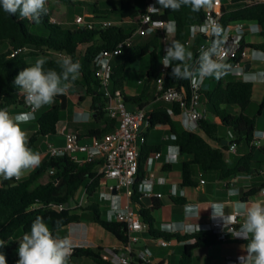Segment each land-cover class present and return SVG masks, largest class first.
<instances>
[{"label":"trees","instance_id":"obj_1","mask_svg":"<svg viewBox=\"0 0 264 264\" xmlns=\"http://www.w3.org/2000/svg\"><path fill=\"white\" fill-rule=\"evenodd\" d=\"M73 4L70 0H60ZM120 5L112 10H100L97 7L93 11L95 20H107L110 16L121 22L109 28H97L89 30L76 27L73 30L64 29L61 24L52 23V12L49 8L43 22L35 24L29 20L19 18V14L9 15L0 8V45L8 44L6 51H0V108H18L25 105L24 96L14 87L13 81L19 71L35 63L38 58L46 60L45 69L54 68L60 71V61L50 58L46 53L43 55L29 54L27 52L12 56L15 50L28 47H39L46 51L59 52L65 56H71L73 61L79 60L82 67L79 78L73 83L78 85L81 80L86 85L87 95L92 97L93 109L96 114L95 120L100 121L107 117L105 111V100L99 92V81L97 77L96 61L105 51H111L117 45L132 36L131 28L124 24V21L135 20L145 10H139L133 0H119ZM233 9L222 7L223 16L221 25L226 28L233 22H255L258 23L261 31L262 41L250 43L248 47L264 51V2H252L248 0H231ZM81 4V3H80ZM155 19L175 23L173 40H178L185 45L187 31L191 26L202 24L205 17V10L192 12L189 7H182L179 11L172 12L168 9H161L160 13L154 14ZM172 40V41H173ZM186 48V46H185ZM160 37L155 35L146 45L135 46L124 63L114 67L113 87L124 93L125 72L134 62L149 56L150 68L146 73V80L143 83L142 92L138 96L128 97L125 93L127 103L144 109L151 99H155V87L153 82L158 74L160 64ZM240 60L236 55L227 63L235 65ZM226 77V76H225ZM223 79V78H222ZM166 87H176L188 91L190 82L188 80H174L171 76V68H168L166 75ZM254 84L245 83L242 79L221 82L214 89H204L207 105L211 108L216 118L215 122L206 119L201 120L202 132L213 142H218L221 147H215L210 141L203 137L199 131L192 132L180 129L175 121L180 117L181 110L178 105L171 107L158 106L146 111L148 123L146 133L150 130L167 126L170 135L174 139L181 155H187L189 160L182 165V187L198 186L193 178V167L199 166L204 172H218L221 181L235 178L239 174L249 173L251 164L257 152L264 154V145L257 148L252 145L254 130L257 128V117L246 114L251 105ZM237 107L240 112L233 114L227 107ZM67 108V97L60 95L55 98L53 105L38 118V131L29 140V147L34 149L40 137L53 136L57 132L62 111ZM264 109V97L260 104L259 115ZM115 122L106 119L102 130H91L89 138L103 136L110 131ZM219 126L232 132V144L236 146L246 145L249 148L247 155L235 166L232 167L225 157L228 145L223 144L219 137ZM147 134H144L147 139ZM160 146H146L141 148L140 171L136 185V193L133 200L141 205L139 211L144 223L148 226L151 235L170 241L176 239L184 242V250L180 264H192L195 250L207 245L208 234H193L188 236L171 235L161 233L154 229L155 220L149 210L139 201L138 184L146 177L144 164L151 152L160 151ZM98 163H86L83 165L72 162L68 157H50L43 161L38 170L32 173L27 179L19 181H5L0 185V240H10L18 231L23 233L30 230L31 222L37 216H43L50 229L55 235L56 222L62 221L60 229L72 223H79L83 219L84 212H91L93 220L104 229L115 235L123 244H127V230L123 223L116 220H109L103 216V211L98 203L90 200L103 187V177L98 174ZM170 166V165H169ZM167 166H164L166 168ZM53 171V174L50 172ZM84 190L89 201L87 204H79L76 200L78 194ZM257 193L254 189L247 194L248 198ZM171 200L177 205L185 204V199L172 197ZM68 203H75L77 206L67 208ZM63 206V209H59ZM158 205L154 204L152 209ZM79 211V212H77ZM59 229V230H60ZM194 240V243L189 241ZM72 258H88L95 264H113L109 256H106L102 247L87 248L74 247ZM18 255L10 257L8 264H16Z\"/></svg>","mask_w":264,"mask_h":264},{"label":"crops","instance_id":"obj_2","mask_svg":"<svg viewBox=\"0 0 264 264\" xmlns=\"http://www.w3.org/2000/svg\"><path fill=\"white\" fill-rule=\"evenodd\" d=\"M74 3H83L88 0H71ZM95 1V0H94ZM134 2V0H133ZM150 2H154L156 6L160 7L156 0H145L146 8ZM231 3V1L227 2H221L224 4V7L228 3ZM94 4H97V1H95ZM136 5V3L134 2ZM137 7V5H136ZM99 9V7H97ZM118 8V7H116ZM113 8V9H116ZM138 8V7H137ZM162 9V8H161ZM100 10H112V9H100ZM52 12L53 17H57L56 13L54 11ZM77 16H83L82 14H77ZM75 17V18H76ZM88 20H95L94 17H86ZM112 21H117V19H113ZM61 24V23H60ZM63 24V23H62ZM127 27L131 28L132 36L131 37H137V36H144L145 34L136 35L134 34L136 30V21L132 22H125L124 23ZM189 31V29H188ZM187 31V32H188ZM164 31L156 30L152 32V35L149 39L145 40L144 44H136L135 46H144L146 45L155 35L160 37V43H161V51H160V64L163 58V49H164ZM171 34L174 35L172 32ZM189 34V35H188ZM186 36V39L190 38V31ZM170 35V38L171 39ZM248 40L249 43H259L262 41V37L259 33H252L249 31L248 33ZM203 42L202 39L197 38L194 39L192 45L189 47H186V50H190L193 52L194 56L196 54L198 46ZM4 51L7 50L8 44L3 43ZM130 49V48H129ZM128 50V49H127ZM127 50L124 52L123 55L115 58L113 60L114 67L118 64L124 63L128 56L130 55L127 53ZM252 53V52H251ZM251 53L249 54V57L247 59V62L245 63L244 70L247 71H258V70H264V63H260L258 61H253L251 59ZM127 56V58L125 57ZM141 59V58H140ZM138 61V60H137ZM134 62L132 65H130L126 72L135 64ZM248 66V67H247ZM150 68V64L148 68L146 69V73ZM242 79L239 77V75H233L229 74L223 79L217 81L216 79H211L208 81V78L206 79L204 83V89H214L219 82L225 84L228 81L232 80H239ZM243 80V79H242ZM144 80H139L138 83L141 84L143 88ZM254 84V90H253V96H252V102L254 101L255 97V89L259 88V104H261L263 97H264V82H257ZM80 87L81 90L77 91L74 90L73 92H69L72 100L73 110L69 112V99L67 95V108L62 112H67L66 118H62V113L60 116V121L57 126V132L53 136H47V137H40L36 143L35 148L33 149L36 152H39L41 155V164L43 161H45L48 158L47 154V144L53 143L56 145H63L65 142V134L67 133H77L83 138L89 137V132L91 130H102L104 128V122L106 121L107 117L101 119L100 121H96L95 117L96 114L93 109V100L92 103H89L88 105H84L85 100L87 98L86 93V85L84 82H80L78 85L72 84L71 87ZM154 86V85H153ZM142 88L140 91L129 87L128 83L124 82V93L128 97H134L140 95L142 92ZM155 99H151L149 102H147V105L145 106V110H151L158 106H165V107H171V104L160 101L156 97V92L154 93ZM202 106L201 110L204 114V119L210 121V122H217L215 121L214 113L212 112L211 108L207 105V101L205 98V95H203L202 98ZM133 105V104H132ZM233 107V106H231ZM227 107L226 109L233 113L237 114L240 112L237 108H231ZM19 108H22L24 111H29L26 104L18 107L13 108L10 107V111H12V114H16L21 112ZM46 105L40 108L35 113V119L30 121L27 124H22L21 127L27 132V135L30 138L34 133L38 131V118L44 113L47 109ZM138 106L133 105V109H137ZM40 110H43L40 116H38V112ZM247 114V113H246ZM79 115V122L74 120V117H77ZM249 115V114H248ZM252 117H257V128L256 131L264 133V109L262 110V113L259 115L258 111H252L251 115ZM178 125L182 126V123L180 121V117H178L176 120ZM36 122L37 125L34 126L32 123ZM32 125V126H29ZM168 129L170 133V129L167 126H164ZM183 127V126H182ZM184 128V127H183ZM185 129V128H184ZM144 131H147V128L144 129ZM199 133L205 137L208 141H210L215 147H221V145L218 142L211 141L203 132L202 130H199ZM219 137L223 140L224 145H228V149L225 151V157L230 164V166L235 167L241 160L244 158L245 155H247L249 148L246 145H239L236 146L235 151L230 150V145L232 144V132L227 130L221 134L219 131ZM262 141V145H264V137H258ZM225 142V143H224ZM146 146H160V152L162 154V157L157 160H152L150 164H147L148 158L155 152H151L144 164V170L146 171V177L147 179L153 180V191L155 194H162L161 198H141L140 202L143 203L149 210H151V215L154 216V229L156 231H159L161 233L165 234H171V235H180V236H188L193 234H208L211 235L208 238L207 245L204 247H201L197 250H195L192 264H239L238 257L241 255H246V252L242 249V245H246L248 243L247 240H240L234 237V235H231V232L225 230L222 234V238L220 234L215 233L214 231H209L208 227L216 220H220L219 218L213 219L211 216L212 209L210 206L212 203H223L225 206V213L228 214L229 212H236L237 209H235L234 205L237 201H245L249 204L257 202V201H264V196L261 194V189L264 187V154L261 152H257L255 155V159L251 164V171L249 173L239 174L235 178L221 181L219 177L218 172H204L201 170L199 166L193 167V178L198 183V186L193 187H182V165L185 161L189 160L190 157L187 155H181L179 152L178 147L173 144L171 147L176 150L173 151H167L166 146L163 144V142H156L151 141L147 137ZM170 147V148H171ZM169 158L172 159V161H169ZM40 164V165H41ZM40 165L31 170L28 174L24 175L19 179V181L27 179L32 173L36 172ZM170 165V166H169ZM164 166H167L164 168ZM7 180L2 179V183ZM12 180H10L11 183ZM1 183V184H2ZM104 188V187H102ZM102 188L100 190H102ZM256 189L257 193L245 198V194L248 192ZM99 190V191H100ZM230 191H236L239 194L238 195H229ZM80 195L76 197V200L79 202V204H87L89 201L87 200L84 190L81 191ZM106 190L101 192V197L103 198V193H105ZM172 197H181L185 199V204H193L198 205L201 208H207L202 209L200 212L199 219H190L186 218L184 215V205H177L175 204L171 198ZM105 199V198H103ZM107 200V199H106ZM123 200H126L125 197H123ZM110 202L109 207H107V212L103 214L104 217L108 218L109 220H115L114 217L112 218V212H113V204L111 200H107ZM91 202V201H90ZM156 204L158 207L156 209H152L153 205ZM77 205L75 204L73 207L75 208ZM135 209L140 211L141 205L138 203L135 206ZM79 212V211H77ZM85 213L82 214L83 219L79 223H72L69 226L62 228L58 231H56L55 235L62 238L64 236H68L72 242V247H89V248H98L102 247L104 249V253L106 256H109L110 252H119V253H125L126 250L124 248V244L112 233L104 229L101 225L94 222L93 217L90 215H85ZM184 223V224H198L200 231H193V232H183V231H166L163 230L162 226L165 224H173V223ZM239 228V225H238ZM24 233L20 230L18 231L10 240L5 242V246L0 248V252H2L6 256V261L8 264V259L10 257L17 256V248H18V241L22 237ZM161 238H157L149 232V228H147L143 234L141 235V239L137 244H134L132 246L133 253L131 254V264H143L140 260V255L142 252H144L146 249L151 251V264H180L183 250L185 243L180 242L176 239H172L168 241L169 245L166 247H163L159 244V240ZM190 243H194V241H189ZM165 250V251H164ZM167 251V254H166ZM175 255L177 256V260L175 263H173L171 256ZM91 260V259H90ZM92 261V260H91ZM88 261V258H72L69 259V264H95L94 261Z\"/></svg>","mask_w":264,"mask_h":264},{"label":"clouds","instance_id":"obj_3","mask_svg":"<svg viewBox=\"0 0 264 264\" xmlns=\"http://www.w3.org/2000/svg\"><path fill=\"white\" fill-rule=\"evenodd\" d=\"M48 0H0V8L9 14H19V18L40 24L43 17L49 13ZM159 8L149 5L148 11L168 9L172 12L179 11L182 7H189L192 12L202 9L207 11L219 4V0H156ZM175 30V24L169 22L166 32ZM201 34L210 38V46L202 48L194 59V54L186 50L185 45L178 40H173L163 52L165 68H171V76L174 80H188L194 89H198L206 78L221 80L229 74L240 75L245 83L264 82V70L245 71L238 65L226 62V57L231 55V47L228 45L229 36L223 25L218 22L206 21L199 28ZM249 31L259 33L261 28L258 23H251ZM251 59L264 63V51L254 49ZM46 60L38 58L29 67L23 68L14 78L13 85L24 96L29 111H21L12 114L5 106L0 108V178L3 180H19L31 170L41 164V155L29 147V137L22 129V124H27L35 119L37 110L51 104L55 98L65 95L72 84L79 78L81 63L73 61L71 56H64L60 61V71L54 68L45 69ZM184 126L189 127L191 115L185 114ZM79 122V115L74 117ZM254 139L264 137V133L255 131ZM236 191H230L229 195H238ZM211 216L219 218L225 226L236 225L237 217H243L239 223V229H230L234 237L247 240L242 249L246 255L238 257L239 264H264V201L249 204L245 201H237L234 205L236 212L225 213L223 203H212ZM198 205L185 204L184 215L186 218L199 219L202 209ZM62 221L56 222L57 230ZM166 231L193 232L200 231L198 224L173 223L162 226ZM233 236V235H232ZM18 260L16 264H69L72 255V242L68 236L62 238L54 235L43 216H37L30 226V230L24 232L18 241ZM5 246V241L0 240V248ZM0 264H7L6 256L0 252Z\"/></svg>","mask_w":264,"mask_h":264},{"label":"built area","instance_id":"obj_4","mask_svg":"<svg viewBox=\"0 0 264 264\" xmlns=\"http://www.w3.org/2000/svg\"><path fill=\"white\" fill-rule=\"evenodd\" d=\"M248 2H264V0H248ZM149 5L159 8L154 2H150L146 8V12L142 13L135 20L124 21V23L136 21V30L134 32L136 35L152 33L156 30L164 31L163 39L165 48L171 43L169 38L172 32H166L169 22L155 19L153 15L160 13L161 9L159 11H148ZM222 7V3L219 1V4L214 8L205 11L202 24H197L189 28L190 38L185 41L186 47L192 45L194 39L200 38L203 40L197 48L194 59L198 57L199 51L202 48L210 46V38L201 34L199 28L206 21L221 24V18L223 16ZM51 22L60 24L55 17L51 18ZM119 23L121 22L112 20H88L84 16H77L74 19V24L77 27L89 30L109 28ZM251 23L253 22H233L225 28L229 36L228 45L232 50L231 55L226 57V62L236 55H240V60L235 65H238L241 69L245 68L249 54L254 50L248 47L250 43L247 36ZM132 39L133 37L127 38L120 42L115 49L103 52L96 61L99 81L98 90L105 100V111L108 119L115 122L114 127L101 137L83 138V136L77 133H67L65 134V142L63 145L47 144V154L50 157H68L72 162L79 165L86 163L99 164L98 174L102 175L103 187L106 190L102 196L112 201L113 212L111 217H114L116 221L125 225L128 236V242L124 244L125 253L113 251L109 253V258L113 264H131L130 256L133 253L132 246L140 241L141 235L148 228L139 211L135 209L138 203L133 200L140 171L141 148L147 141L144 136V129L148 126L146 110L140 108L130 110L124 93L113 87V60L123 55L127 49L133 46ZM26 50L27 48L15 50L12 56L14 57L19 53H24ZM162 63L163 58L158 69L157 77L153 82L157 99L171 105H178L181 110L180 121L182 126L187 131L198 132L201 129L200 122L204 119V114L201 110V101L203 98L204 83L207 78L198 89H194L191 84L188 91L180 90L176 87H166L165 82L168 68H165ZM239 77L242 78L240 75ZM27 108L30 110L28 106ZM185 114L191 115L188 128L184 126ZM252 145L260 148L262 141L255 138L253 139ZM230 150L235 151L236 145L231 144ZM161 157L162 154L160 152H155L148 158L146 163L150 164L152 160H157ZM169 161H172V159L169 158ZM53 173V171L50 172V174ZM109 181H113V184L110 185ZM153 184V180L147 178H144L138 184V193H140L139 201L141 198L162 197V194L154 193ZM260 192L264 196V187ZM123 197L126 200H123ZM59 209H63V206H60ZM242 220L243 217H237V224L228 226H225L222 220H216L208 227V230L220 234L222 238L225 230L229 232L230 229L238 230V224ZM232 234L235 235V232ZM159 244L163 247L169 245L168 241L164 239H160ZM140 260L143 264H151V253L148 249L141 253Z\"/></svg>","mask_w":264,"mask_h":264},{"label":"rangeland","instance_id":"obj_5","mask_svg":"<svg viewBox=\"0 0 264 264\" xmlns=\"http://www.w3.org/2000/svg\"><path fill=\"white\" fill-rule=\"evenodd\" d=\"M71 1V0H70ZM95 1H97V4H94ZM88 0L85 1L83 3H65L62 2L60 0H48L47 2V6L50 8L51 11H54L56 13V15L58 16L55 17L57 19L58 22L61 23V25L63 26L64 29H68V30H73L74 28H76L77 26L74 24V19L76 17L77 14H82L85 18L86 17H93V11L95 10L96 7H99V9H113L116 7H119L120 5V1L119 0ZM220 2H227L229 0H219ZM73 2V1H72ZM134 2L136 3L137 7L139 10H145L146 9V5H145V0H134ZM222 6H224V4L222 3ZM235 6L232 5V3H228L226 5V8L228 9H233ZM115 17L114 16H110L107 20H113ZM63 23V24H62ZM189 33V31L187 32V34ZM152 33H147L146 35L142 36H135L132 39V43L133 46L136 44H144L145 40L149 39L151 37ZM171 39L170 42H172L173 40V34H170ZM189 35V34H188ZM133 47H131L130 49H132ZM128 49V50H130ZM4 47L3 44L0 45V51H4ZM127 50V53L129 54V51ZM161 51V49H160ZM27 53L29 54H39V55H43V54H47L50 56V58L56 59L58 61H61L63 59V57L65 55L59 53V52H52V51H46L42 48L39 47H28L26 50ZM160 53V52H159ZM127 58V56H125ZM150 64V58L149 56H145L141 59H139L137 61V63H135L126 73V82L128 83L129 87H132L138 91H140V89L142 88L141 84L138 83L139 80H146V69L148 68ZM211 79L214 78H208V81H210ZM81 82L83 83V81L81 80ZM74 90L80 91L81 88L76 86V87H69L68 91L69 92H73ZM67 91L66 95L69 99V112L70 113L73 110V105H72V100H71V96L69 94V92ZM259 88L255 89V97H254V101L253 103L250 105V107L248 108V110L246 111L247 114L251 115L252 111H258L260 109V104H259ZM54 103V102H53ZM53 103L46 105L47 109L48 107H51L53 105ZM89 103H92V97L87 95V98L85 100L84 105H88ZM128 108L130 110L133 109V105L130 103H127ZM231 108H234L231 107ZM237 108V107H235ZM238 109V108H237ZM19 110L24 111L22 108H19ZM12 112V111H11ZM43 112V110H40L38 112V116L41 115V113ZM67 112H62V118H66ZM216 121V119H215ZM264 122V121H263ZM30 124V123H29ZM34 126L37 125L36 122L32 123ZM32 126V125H29ZM180 129H184L181 125H178ZM185 130V129H184ZM219 131L221 134H223L226 129L219 126ZM145 134H147L145 132ZM147 137L149 140H153L156 142H163V144L166 146L167 151H173L176 150V148L174 147V149L171 147V145L173 144V137L170 135L168 129L164 126H160L157 128H154L152 130H150V132H148ZM171 147V148H170ZM2 183V178H0V185ZM109 184H113V181H109ZM104 190V188H102V190L98 191V193L90 200L91 202H95L98 203L101 206V209L103 211V214L105 212H107V207H109L108 205H110V202L107 201L106 199H103L100 195L101 192ZM82 193V192H80ZM79 193V195H80ZM84 216L86 215H90L93 217V214L91 212H84ZM152 213V212H151ZM154 217V216H153ZM165 251V250H164ZM151 253V251H150ZM167 254V251H166ZM152 255V254H151ZM173 263H175V261L177 260V256L172 255L171 256ZM88 261H90L91 263H93L90 259H88ZM138 264V263H135Z\"/></svg>","mask_w":264,"mask_h":264},{"label":"water","instance_id":"obj_6","mask_svg":"<svg viewBox=\"0 0 264 264\" xmlns=\"http://www.w3.org/2000/svg\"><path fill=\"white\" fill-rule=\"evenodd\" d=\"M248 67V66H247ZM225 143V142H224ZM15 183V181H11V184H14ZM114 194H115V192H114ZM75 205V203H68L66 206H67V208H71V207H73Z\"/></svg>","mask_w":264,"mask_h":264}]
</instances>
